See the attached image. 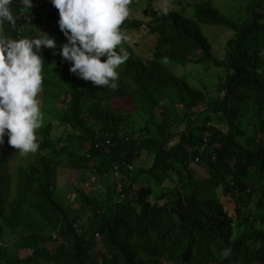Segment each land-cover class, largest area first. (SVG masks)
Segmentation results:
<instances>
[{"label":"trees","instance_id":"obj_1","mask_svg":"<svg viewBox=\"0 0 264 264\" xmlns=\"http://www.w3.org/2000/svg\"><path fill=\"white\" fill-rule=\"evenodd\" d=\"M44 1L47 20L13 0L15 24L0 31L35 38L41 22L49 26L57 48L41 49L38 97L69 130L57 137L54 121L41 126L38 150L10 174L17 149L7 135L0 144V264H264V0H235L232 13L194 0L192 15L184 6L146 8L149 20L129 15L123 33L145 27L156 42L149 59L122 43L129 58L116 89L69 71L58 9ZM202 23L231 31L223 57ZM174 63L222 68L216 94ZM116 98L133 110H115ZM61 167L78 173L69 196L77 208L58 197Z\"/></svg>","mask_w":264,"mask_h":264},{"label":"clouds","instance_id":"obj_2","mask_svg":"<svg viewBox=\"0 0 264 264\" xmlns=\"http://www.w3.org/2000/svg\"><path fill=\"white\" fill-rule=\"evenodd\" d=\"M58 9L60 30L67 42L59 54L71 62L69 71L95 86L116 89L117 69L129 58L121 45L127 36L121 25L130 14L132 0H51ZM13 0H0V26L15 24ZM25 9L50 12L44 0H19ZM47 6L46 10L43 6ZM160 11L167 14L168 5ZM48 12V13H47ZM35 38H9L0 31V144L7 135L8 144L22 155L39 148L36 130L42 126L43 113L38 93L43 87L41 49L57 48V42L45 32ZM101 57L106 59L101 60ZM230 247L222 250L228 258Z\"/></svg>","mask_w":264,"mask_h":264},{"label":"rangeland","instance_id":"obj_3","mask_svg":"<svg viewBox=\"0 0 264 264\" xmlns=\"http://www.w3.org/2000/svg\"><path fill=\"white\" fill-rule=\"evenodd\" d=\"M194 0H132V3L129 5L130 8V14L134 15L137 18L143 19V20H149L150 16L145 11L146 8L149 7H155L156 9L160 10V7L165 2L168 5L169 9L176 8L178 10H182V7H187L186 13L188 15L193 14V8L190 7L189 4L193 2ZM214 5L218 7L220 10L232 13L235 11V8H239L240 5L235 0H214ZM189 6V7H188ZM45 7H47L45 5ZM48 10L47 8H45ZM45 13L43 15L44 20L47 18L45 17ZM52 23V22H51ZM50 25V24H49ZM54 23H52L51 29L54 27ZM203 31L205 34L209 37V39L213 42L215 53L219 57H223L226 52V41L228 37L231 35V31L228 30L224 26L219 25H212L208 23H202L201 24ZM49 30V26H46L45 23L39 24V31L37 34H42V32H47ZM125 34L127 36V40L125 44L131 45L139 56H141L144 59H149L151 56V52L154 48V44L156 42V36L153 34H150L148 29L143 27L141 30H135V29H127L125 31ZM172 68L174 72L180 76H184L191 84L199 86L201 88L207 89L211 94H216V84L219 81L222 76H224V71L222 68H216V67H208L203 64H194L189 63L187 65H181V64H173ZM40 101L41 111L43 113V123L46 124L50 120L54 121L55 127L53 129V134L57 137L60 136H66L69 128L66 126H60L58 123V120L53 115L51 116L48 112L47 107L43 103V95H39L38 97ZM113 108L115 110H120L123 112H131L133 110V106H131L130 101L126 99H113L112 100ZM132 120V119H131ZM132 127L134 130L139 129L138 122L134 121L132 123ZM41 128V127H40ZM39 128V129H40ZM38 130V129H37ZM39 137V134L36 135V138ZM30 153L26 155H22L14 150L12 155L10 156L9 161L7 162V167L3 170V172H6L8 174L14 172L16 165L23 161L24 159H29L31 156ZM146 158V154H144V159ZM77 171H71L68 168L61 167L59 169V175H58V181L57 185L59 188H62L61 190H58L57 193H59L58 197L66 204L68 205L67 200L65 199L67 194V199L70 203H72L76 208L78 207V202L74 200V198L70 196V193L73 190V186H75L76 178H77ZM206 174V172H204ZM93 184H91L94 188H96L97 181H91ZM92 190V189H91ZM255 200V199H254ZM224 204L226 206V209L231 214H235V206L230 200H225ZM251 209H254V201L251 203ZM85 219V216L83 217ZM7 237L12 235L7 234Z\"/></svg>","mask_w":264,"mask_h":264},{"label":"built area","instance_id":"obj_4","mask_svg":"<svg viewBox=\"0 0 264 264\" xmlns=\"http://www.w3.org/2000/svg\"><path fill=\"white\" fill-rule=\"evenodd\" d=\"M108 142L110 141V139L107 140Z\"/></svg>","mask_w":264,"mask_h":264}]
</instances>
